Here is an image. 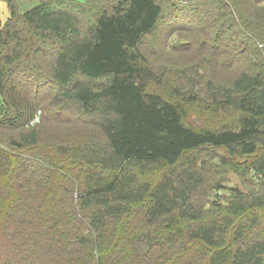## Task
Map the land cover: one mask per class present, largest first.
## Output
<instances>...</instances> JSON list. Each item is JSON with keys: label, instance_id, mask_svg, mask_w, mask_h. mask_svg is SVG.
<instances>
[{"label": "trees", "instance_id": "16d2710c", "mask_svg": "<svg viewBox=\"0 0 264 264\" xmlns=\"http://www.w3.org/2000/svg\"><path fill=\"white\" fill-rule=\"evenodd\" d=\"M5 1L0 264H264V0H180L229 74L167 93L139 43L179 0Z\"/></svg>", "mask_w": 264, "mask_h": 264}, {"label": "rangeland", "instance_id": "374dc122", "mask_svg": "<svg viewBox=\"0 0 264 264\" xmlns=\"http://www.w3.org/2000/svg\"><path fill=\"white\" fill-rule=\"evenodd\" d=\"M210 7V3L203 6L189 4L186 1L182 3L180 0L178 4L165 5V12L157 27L140 41V50L153 65V68L158 70L160 76L158 89L167 93L166 84L169 81L175 82L173 71H178L177 69L181 71L193 66L192 72L196 73L199 63L204 66L207 64L205 68L208 70L216 67L218 72L223 75L229 74V71L222 66L223 62L214 60L217 50L220 49L217 47L220 41L215 39V28L207 26L202 28L203 22L198 21L206 19ZM7 15L8 9H2L0 18L4 20ZM202 71L203 69H201ZM47 90L50 91V89H41L42 92H47ZM46 104L50 109L47 112L42 111L41 116L43 114L44 116H76L77 114L72 109L67 110L53 102H46ZM191 115L193 120L199 122L202 120L200 116H204L197 108L192 109ZM211 117L221 118L222 116ZM229 177L232 182H239L236 174L230 173Z\"/></svg>", "mask_w": 264, "mask_h": 264}, {"label": "crops", "instance_id": "0c3cea01", "mask_svg": "<svg viewBox=\"0 0 264 264\" xmlns=\"http://www.w3.org/2000/svg\"><path fill=\"white\" fill-rule=\"evenodd\" d=\"M21 9L27 10L35 6L40 0H17ZM8 9L7 3L5 0H0V10ZM9 12V11H8Z\"/></svg>", "mask_w": 264, "mask_h": 264}, {"label": "built area", "instance_id": "2783aa9c", "mask_svg": "<svg viewBox=\"0 0 264 264\" xmlns=\"http://www.w3.org/2000/svg\"><path fill=\"white\" fill-rule=\"evenodd\" d=\"M40 116H41V110H39L36 114V116L34 117V119L32 120V123L38 122L40 120Z\"/></svg>", "mask_w": 264, "mask_h": 264}]
</instances>
